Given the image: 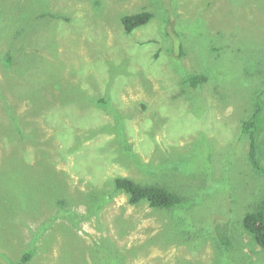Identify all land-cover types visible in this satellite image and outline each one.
<instances>
[{
  "label": "rangeland",
  "instance_id": "374dc122",
  "mask_svg": "<svg viewBox=\"0 0 264 264\" xmlns=\"http://www.w3.org/2000/svg\"><path fill=\"white\" fill-rule=\"evenodd\" d=\"M140 10L155 17L126 34ZM263 88L264 0H0V264H93L105 245L121 256L97 264H264L240 223L264 192L241 132ZM117 175L193 205L90 210L80 191Z\"/></svg>",
  "mask_w": 264,
  "mask_h": 264
},
{
  "label": "trees",
  "instance_id": "16d2710c",
  "mask_svg": "<svg viewBox=\"0 0 264 264\" xmlns=\"http://www.w3.org/2000/svg\"><path fill=\"white\" fill-rule=\"evenodd\" d=\"M154 17L155 15L152 11L140 10L138 12L123 14L120 17V21L124 32L126 34H131L134 29L147 24ZM171 52L173 53V51ZM182 54L183 45L180 44L178 56H181ZM11 59L12 57L10 54L4 56V65L9 66L12 63ZM205 80V74H191L186 77V84L189 87L198 88V86H200ZM98 103L99 105L101 104L102 107L106 106L102 100L98 101ZM241 132L244 135H247L249 139V150L247 155L251 168H253L260 176L264 177V88L256 92L253 101V109L241 122ZM48 169L50 168L48 167ZM51 176L54 179L52 183L54 191H62L59 187L64 184V181L62 179L57 180L53 171L51 172ZM106 185L112 188V193L107 191L105 187H103L102 190L98 189L97 191L90 189L86 191V193L80 191V195L87 198V201L83 198L82 200L84 202L86 201L85 203L88 204L90 210H94L95 212L101 209L104 203L113 197L114 193H123L126 195L129 204L138 205L141 202H146L153 209H186L193 205V201L183 193L157 182L138 181L128 176L117 175L112 178L110 184ZM180 222L181 221H179V223ZM240 223L245 235L250 237L254 242L253 244L264 248V192L243 214ZM214 231L220 249L228 250L233 242V231L228 222L217 223ZM193 238L198 239V237ZM182 242L188 241L182 240ZM102 248L105 250L103 258L106 257L107 253L113 255L114 258L121 256L117 250H113L111 245H105L102 246ZM33 252L34 250L29 248L21 257L13 261L11 264H26L32 257ZM89 256L92 259H95L93 264H97L98 261L100 262L104 260L101 257L100 248L98 247L92 249ZM111 262L112 261L110 260V264ZM112 264H114V260Z\"/></svg>",
  "mask_w": 264,
  "mask_h": 264
}]
</instances>
